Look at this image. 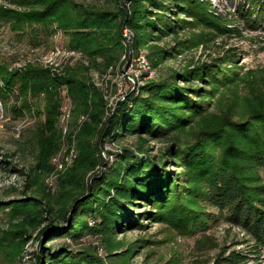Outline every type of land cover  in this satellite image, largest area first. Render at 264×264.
Listing matches in <instances>:
<instances>
[{"label": "trees", "instance_id": "trees-1", "mask_svg": "<svg viewBox=\"0 0 264 264\" xmlns=\"http://www.w3.org/2000/svg\"><path fill=\"white\" fill-rule=\"evenodd\" d=\"M130 1L131 13L125 14L119 5L109 8L80 0H19L20 8L0 5V22L38 26L37 38L40 33L50 36L62 29L69 35L67 45L82 50L89 64L101 69L113 66L123 51L120 27L124 22L135 30L138 46L176 37L200 21L219 26L201 0ZM195 43L194 37L180 39L160 48L157 60L183 53ZM88 70L89 66L80 64L59 75L32 64L14 70L0 64L4 84L22 95L23 106L29 109L32 101L41 106L37 110L42 120L35 134L36 162L26 172L25 187L35 184L43 190L40 195L23 190L20 198L0 200V207H10L7 224L0 226V264L21 262L32 238L39 243L32 264H105L91 250L53 249L44 243L57 237L77 238L93 230L116 234L124 227L142 225L140 219L146 216L195 231L214 217L202 203L245 230L257 248L264 247V103L253 107L246 100L244 106L249 107L236 117L228 112L216 117L207 107L222 87L238 80V72L220 63L173 71L147 80L137 92L118 101L107 116V99ZM196 80L206 85L193 86ZM63 84L71 95L72 127L76 128L75 120L81 114L86 118L78 119L75 161L51 193L45 191L42 179L50 167L49 157L60 147L57 121L62 105L59 86ZM129 133L139 135L138 149L143 152L147 150L143 134L168 138L161 153L167 163L130 148L116 153L110 164L104 163V141ZM101 165L104 169L98 171ZM167 165L181 170L173 171ZM141 203L148 210L138 211ZM88 216L97 224L90 226ZM59 218L65 223L51 228ZM234 254L226 256L222 264L247 260L245 254Z\"/></svg>", "mask_w": 264, "mask_h": 264}, {"label": "rangeland", "instance_id": "rangeland-1", "mask_svg": "<svg viewBox=\"0 0 264 264\" xmlns=\"http://www.w3.org/2000/svg\"><path fill=\"white\" fill-rule=\"evenodd\" d=\"M19 0H0L1 6L20 8ZM88 5L97 7L115 8L119 5L125 14L131 13L130 0H80ZM208 5V11L218 20L219 26L200 21L199 25L191 29L181 30L176 37L167 36L159 41H149L143 46L135 43V30L125 22L120 27L123 51L113 66L101 69L89 64L88 56L80 49L75 56L68 53H56L58 50L72 49L67 45L68 33L62 29L45 36L40 33L37 37L38 26L16 21L0 22V64L8 70L21 68L32 64L43 68H49L59 75H64L77 65L89 66L88 75L99 86L107 99L108 110L114 111L118 101L138 90L139 86L147 80L166 76L173 71L193 69L204 64L213 65L220 63L223 67L231 68L238 72V80L231 86L222 87L219 93L208 103V112L216 117L229 113L230 117L239 116L248 107L244 104L258 106L264 103V9L262 0H201ZM191 19L192 17H187ZM39 27H40V23ZM34 28H36L34 30ZM195 38L196 43L192 48L177 53L176 56L159 59L160 48L174 45L180 39ZM137 46L139 48H137ZM57 62V70H52L49 60ZM100 60V59H98ZM154 62H157L154 64ZM180 84H185L181 81ZM193 86H205L199 80L193 82ZM59 86L62 105L58 110L57 127L59 132L60 147L53 152L48 159L49 169L43 173V186L45 191L52 192L59 179L73 165L76 156L67 163L65 170L58 172L54 166V156L62 148L77 146L75 132L78 127V119L73 128L71 114L66 121L65 112L69 108V90ZM68 88V87H67ZM70 95V96H69ZM195 96V93H191ZM0 200L6 201L20 198L25 194L43 190L39 186L26 188L27 171L36 162L37 144L35 134L42 120V114L37 111L41 106L37 102H30L29 109L24 107L22 95L11 90L4 84L0 74ZM247 100V101H246ZM71 101V98H70ZM246 101V102H245ZM258 101L260 103H258ZM88 117V116H87ZM67 122V123H66ZM65 127H67L65 129ZM103 126L101 133H104ZM65 132V133H64ZM71 138H69V136ZM146 139L145 152L138 149L140 143L138 134H126L118 140L106 139L103 144L102 155L104 163H111L124 148H130L136 154L148 153L150 157L164 159L162 157L164 146L169 142L168 138H151L143 134ZM68 145V146H67ZM64 151V150H63ZM161 159V162H162ZM173 171H180V167L167 165ZM21 168H24L21 171ZM104 165L97 169L101 171ZM55 171V173H53ZM53 173V174H52ZM50 174H52L50 176ZM50 176L49 187L47 177ZM54 182V183H53ZM25 190V192L23 191ZM24 192V193H23ZM205 210L213 212L214 217L205 226L195 231H189L185 227L174 225L166 220H156L147 216L140 219L142 225H130L122 231L99 232L87 231L77 238L72 236L57 237L47 241V246L53 249L67 246L71 250H91L102 257L105 264H222L226 256L245 254L246 261H237L233 264H264V247L257 248L241 227L232 224L217 216L215 208L202 203ZM10 207H0V226H5L10 216ZM148 210L143 203L138 211ZM150 210V209H149ZM136 215V211L133 212ZM90 226L97 224V220L88 216ZM48 222V221H47ZM57 223H65L59 218L51 223V228ZM50 224V222H49ZM44 241V240H43ZM39 247L36 239L32 238L26 244L27 255L22 261L15 264H32L35 260V252Z\"/></svg>", "mask_w": 264, "mask_h": 264}, {"label": "bare ground", "instance_id": "bare-ground-1", "mask_svg": "<svg viewBox=\"0 0 264 264\" xmlns=\"http://www.w3.org/2000/svg\"><path fill=\"white\" fill-rule=\"evenodd\" d=\"M68 53L67 55L68 56H75L77 53H79L76 49H74V48H72V49H68V50H58L56 53ZM50 62H48L49 63V65H50V68L52 69V70H57V67H58V63L57 62H54V60L52 61L51 59L49 60ZM68 102H69V108H67V110H66V112H65V120L67 121L68 120V118H69V115H70V98H68ZM1 106H2V102H1V100H0V108H1ZM86 118V115L85 114H82L81 116H80V120L82 121V120H84ZM67 123V122H66ZM67 127H65V129H66ZM65 133V132H64ZM68 146V145H67ZM75 146H72L71 148L70 147H68L69 148V151H68V153H64L65 151H66V148L64 149V148H62L61 150H60V152L56 155V156H54V162H56V161H58V166L56 167V170H57V173L56 174H54L53 176H54V180L56 179V177H57V174H58V172L59 171H61V170H65L64 168H66V166L68 165L67 163H70L71 162V160H72V158L75 156V148H74ZM64 150V151H63ZM67 164V165H66ZM52 177V176H51ZM51 179V178H50ZM54 183V182H53ZM54 188H56V187H54Z\"/></svg>", "mask_w": 264, "mask_h": 264}, {"label": "built area", "instance_id": "built-area-1", "mask_svg": "<svg viewBox=\"0 0 264 264\" xmlns=\"http://www.w3.org/2000/svg\"><path fill=\"white\" fill-rule=\"evenodd\" d=\"M54 166H55V168L58 166V161L54 162ZM53 173H55V171H54ZM53 173H52V174H53ZM52 174H50V176H51ZM50 176L47 177V182H48L49 187H52V188H53L54 184H50Z\"/></svg>", "mask_w": 264, "mask_h": 264}]
</instances>
